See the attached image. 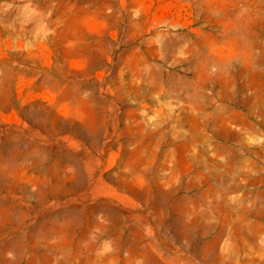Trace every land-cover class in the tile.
I'll return each mask as SVG.
<instances>
[{"label":"rangeland","instance_id":"1","mask_svg":"<svg viewBox=\"0 0 264 264\" xmlns=\"http://www.w3.org/2000/svg\"><path fill=\"white\" fill-rule=\"evenodd\" d=\"M0 264H264V0H0Z\"/></svg>","mask_w":264,"mask_h":264}]
</instances>
